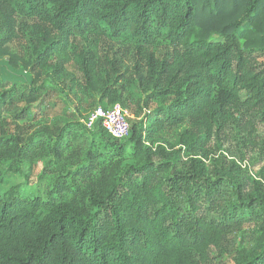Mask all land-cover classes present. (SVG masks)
Wrapping results in <instances>:
<instances>
[{
    "label": "trees",
    "instance_id": "16d2710c",
    "mask_svg": "<svg viewBox=\"0 0 264 264\" xmlns=\"http://www.w3.org/2000/svg\"><path fill=\"white\" fill-rule=\"evenodd\" d=\"M18 16L32 21L34 52L21 62L9 54L10 63L33 82L0 81V183L35 153L63 161L82 129L25 134L17 121L29 105L44 104L46 79L99 94L105 108L156 103L147 113L151 130L188 123L189 133L185 145L167 150L130 117L122 139L84 120L96 129L87 154L59 173L46 198L26 196L19 184L0 188V264H211V248L221 250L257 216L255 244L232 264H264V182L248 189L238 165L210 168L198 153L234 111L246 113L241 127L251 136L264 124V62L256 54L264 52V0H0V55ZM159 42L168 47L161 54L153 50ZM73 62L80 80L68 76ZM228 184L237 189L232 203L224 201Z\"/></svg>",
    "mask_w": 264,
    "mask_h": 264
},
{
    "label": "rangeland",
    "instance_id": "374dc122",
    "mask_svg": "<svg viewBox=\"0 0 264 264\" xmlns=\"http://www.w3.org/2000/svg\"><path fill=\"white\" fill-rule=\"evenodd\" d=\"M31 25V20L18 16V24L13 39L8 45V54L0 55V81L4 84L3 87H9L12 83L18 82L21 87L28 88L33 82L32 73L25 69L21 63L18 67H14L10 63L9 56V54L20 56V62L32 56L34 43ZM2 29L0 38L4 37L5 34V29ZM82 43L85 46L91 44L88 40ZM112 45L118 48L122 43L114 41ZM166 48L168 47L165 42H159L158 45L153 47V50L161 54ZM130 50L133 52V48H130ZM256 54L259 61L264 62V52L257 51ZM131 61L127 63L131 64ZM67 69L69 78L75 77L80 80L81 75L75 62L69 64ZM76 81L72 82V86L78 84ZM45 84L49 94L46 95L44 104H40L39 108L37 103L29 105L27 117L17 121L20 125H23L25 134L29 136L35 131L43 130L46 127L54 129L57 127L69 128V125L72 124L74 126L72 128L77 125L82 129L75 130L77 136L72 138L70 148L66 150L63 161L56 163L51 154L35 153L22 161L19 172L8 173L3 176V181L0 183L1 190L19 184L26 196L39 195L46 198L59 173L64 171L68 165H76L79 161H82L90 147L96 129H86L83 121L94 111L95 107L105 106V102L99 101V94L81 91L76 88V90L70 89V86L68 88L65 87V84H55L48 79L45 80ZM218 96H220V92H218ZM25 105V102L20 103V107ZM152 106H144L140 101L135 103L133 110L126 108L129 111L130 122H143L144 127H146L144 135L148 142L154 144L155 147L163 145L167 150H172L185 145L189 133V124L184 123L175 128L164 130L157 128L151 130L147 113H149ZM232 113L228 122L225 123L222 129H219L216 136L211 140L209 147L198 153L205 157L210 168L217 165L219 168L224 167L232 172L230 168L233 165H238L240 167L239 178L246 184V188L251 189L256 181L264 182V124H258V131L251 136L241 127V119L246 113L243 110L242 112L234 111ZM15 120L13 114L8 116L7 125L11 132H15L16 129L13 122ZM69 137L71 138V136ZM95 146L97 145L95 144ZM71 179L68 177L66 181L70 182ZM236 193V186L228 184L224 189V201L232 203L236 198ZM246 219L242 231L230 236L221 250L211 248V264H232L238 251L253 247L259 233L261 218L257 216Z\"/></svg>",
    "mask_w": 264,
    "mask_h": 264
},
{
    "label": "built area",
    "instance_id": "2783aa9c",
    "mask_svg": "<svg viewBox=\"0 0 264 264\" xmlns=\"http://www.w3.org/2000/svg\"><path fill=\"white\" fill-rule=\"evenodd\" d=\"M129 116V111L119 104L108 108L98 106L84 122L88 129H92L96 122L100 121L112 137L122 139L130 133Z\"/></svg>",
    "mask_w": 264,
    "mask_h": 264
}]
</instances>
